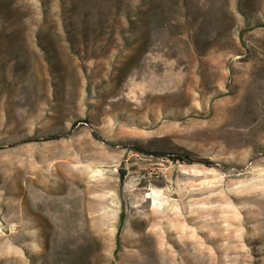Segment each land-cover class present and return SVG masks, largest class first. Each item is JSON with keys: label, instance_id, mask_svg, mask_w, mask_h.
<instances>
[{"label": "rangeland", "instance_id": "1", "mask_svg": "<svg viewBox=\"0 0 264 264\" xmlns=\"http://www.w3.org/2000/svg\"><path fill=\"white\" fill-rule=\"evenodd\" d=\"M0 264H264V0H0Z\"/></svg>", "mask_w": 264, "mask_h": 264}, {"label": "trees", "instance_id": "2", "mask_svg": "<svg viewBox=\"0 0 264 264\" xmlns=\"http://www.w3.org/2000/svg\"><path fill=\"white\" fill-rule=\"evenodd\" d=\"M58 136H50L47 137L45 139H43V141H49V140H53V139H57ZM157 156H171L168 155L167 153H155ZM174 161H179V162H183V163H188V164H193V163H203L204 161H201L200 159H194L193 157L189 156V155H183V156H173L172 157Z\"/></svg>", "mask_w": 264, "mask_h": 264}, {"label": "water", "instance_id": "3", "mask_svg": "<svg viewBox=\"0 0 264 264\" xmlns=\"http://www.w3.org/2000/svg\"><path fill=\"white\" fill-rule=\"evenodd\" d=\"M125 174H126V171L125 170H122L121 171V178H123L125 176Z\"/></svg>", "mask_w": 264, "mask_h": 264}, {"label": "bare ground", "instance_id": "4", "mask_svg": "<svg viewBox=\"0 0 264 264\" xmlns=\"http://www.w3.org/2000/svg\"><path fill=\"white\" fill-rule=\"evenodd\" d=\"M234 201H236L237 199H233Z\"/></svg>", "mask_w": 264, "mask_h": 264}]
</instances>
